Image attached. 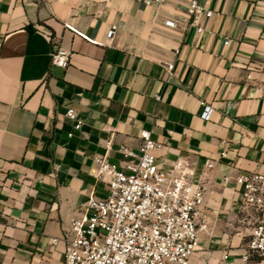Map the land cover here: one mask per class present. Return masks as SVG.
<instances>
[{"label":"crops","instance_id":"1","mask_svg":"<svg viewBox=\"0 0 264 264\" xmlns=\"http://www.w3.org/2000/svg\"><path fill=\"white\" fill-rule=\"evenodd\" d=\"M200 2L214 9L204 31L176 1L0 0V264H65L63 227L108 192L95 158L119 162L143 128L163 166L183 160L206 183L209 228L190 264H264L241 256L250 228L235 180L264 172V0ZM51 35L72 50L68 66L51 64Z\"/></svg>","mask_w":264,"mask_h":264},{"label":"built area","instance_id":"2","mask_svg":"<svg viewBox=\"0 0 264 264\" xmlns=\"http://www.w3.org/2000/svg\"><path fill=\"white\" fill-rule=\"evenodd\" d=\"M136 1L147 5L183 3L188 24L198 31L206 30L204 20L214 14V9L200 0ZM175 23L173 19L166 20L169 26ZM116 29L117 24H112L107 36L113 37ZM58 40L57 35H51V64L66 67L72 50L60 46ZM224 42L228 44L230 38ZM166 66L172 74L174 63L167 62ZM156 97L160 98V94ZM213 112V105L206 104L201 116L209 120ZM66 116L81 128L83 121L74 107L67 109ZM152 133L151 129L141 130L137 149L122 144L119 162L105 155L95 158L96 177L107 183L108 192L105 196L91 195L82 203L79 214L63 227L62 236L67 242L65 264H190L199 247L201 231L209 228V221L199 217L207 186L193 177L195 171L183 160L174 161L171 170L163 166L158 156L162 143ZM213 165L209 158L207 167ZM235 180L241 220L250 228L241 255L246 261L254 255H264V172H239ZM52 241L56 244L59 237Z\"/></svg>","mask_w":264,"mask_h":264}]
</instances>
